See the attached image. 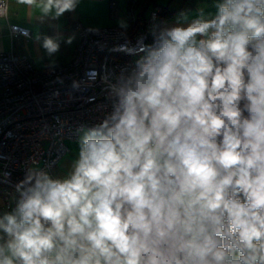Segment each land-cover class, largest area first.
Masks as SVG:
<instances>
[{"label": "clouds", "instance_id": "obj_1", "mask_svg": "<svg viewBox=\"0 0 264 264\" xmlns=\"http://www.w3.org/2000/svg\"><path fill=\"white\" fill-rule=\"evenodd\" d=\"M18 3L43 21L79 0ZM216 9L138 41L66 178L27 169L0 264H264V0Z\"/></svg>", "mask_w": 264, "mask_h": 264}, {"label": "built area", "instance_id": "obj_2", "mask_svg": "<svg viewBox=\"0 0 264 264\" xmlns=\"http://www.w3.org/2000/svg\"><path fill=\"white\" fill-rule=\"evenodd\" d=\"M0 8L7 17L8 0ZM111 9L116 8L110 0ZM161 7L142 14L140 0H127L126 28L73 23L77 44L71 60L35 69L30 58L12 49L0 51V196L4 208L19 194L17 184L27 169L49 174L78 139L83 127L101 122L111 111L108 83L143 53L137 44L153 43ZM10 34L28 35L26 27L8 23ZM74 82L76 85L74 86Z\"/></svg>", "mask_w": 264, "mask_h": 264}, {"label": "crops", "instance_id": "obj_3", "mask_svg": "<svg viewBox=\"0 0 264 264\" xmlns=\"http://www.w3.org/2000/svg\"><path fill=\"white\" fill-rule=\"evenodd\" d=\"M114 2L116 8L111 9L110 0H79L75 11L66 12L57 20L45 19L41 21L36 18L38 13L35 10L30 14L26 5L18 3V0H8L7 17H0V51L12 49L16 52L25 53L37 70L63 64L74 56L78 40L77 33L73 28L75 21L94 27L120 26V21L127 24L125 10H123L127 7V0H114ZM216 3L217 0H153L149 7L158 5L161 8L166 7L169 11L164 19L158 20L159 29L165 26L187 27L200 15L201 10L208 18L216 13ZM8 23L26 27L29 31L28 35L10 34ZM45 35L60 38L59 51L65 53L63 59L51 62L40 60L41 56L48 55L42 47V38ZM37 36H40L41 40H37ZM69 36L75 37L71 44L65 42ZM81 135L82 133L76 140L66 142L68 148L66 153L50 173L54 179H64L71 171L73 161L78 158V142ZM18 198L19 194H16L13 197L11 207L5 209L4 200L0 196V215L11 212L16 207Z\"/></svg>", "mask_w": 264, "mask_h": 264}, {"label": "trees", "instance_id": "obj_4", "mask_svg": "<svg viewBox=\"0 0 264 264\" xmlns=\"http://www.w3.org/2000/svg\"><path fill=\"white\" fill-rule=\"evenodd\" d=\"M152 2H153V0H140V11L142 12V14H144L146 12V9L149 7V4L152 3ZM168 12L169 11L167 10L166 7H162L161 8V12H160V16H159V21L164 19L167 16ZM156 30H158V23H157V26H156ZM152 41H154V37L152 38Z\"/></svg>", "mask_w": 264, "mask_h": 264}, {"label": "rangeland", "instance_id": "obj_5", "mask_svg": "<svg viewBox=\"0 0 264 264\" xmlns=\"http://www.w3.org/2000/svg\"><path fill=\"white\" fill-rule=\"evenodd\" d=\"M162 1V0H161ZM125 10V9H123ZM151 10L150 7H148L146 9V14L148 15L149 11ZM64 55L65 53L62 52V51H58L57 53L53 54L52 56H49V55H45V56H41L40 57V60L42 61H48V62H51V61H58V60H61L64 58ZM44 68V67H43Z\"/></svg>", "mask_w": 264, "mask_h": 264}]
</instances>
